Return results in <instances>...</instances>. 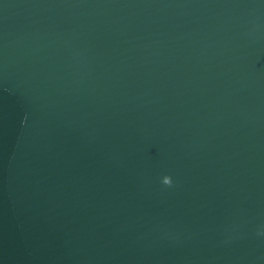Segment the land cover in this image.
<instances>
[{
    "label": "water",
    "instance_id": "1",
    "mask_svg": "<svg viewBox=\"0 0 264 264\" xmlns=\"http://www.w3.org/2000/svg\"><path fill=\"white\" fill-rule=\"evenodd\" d=\"M0 264H264V0H0Z\"/></svg>",
    "mask_w": 264,
    "mask_h": 264
},
{
    "label": "clouds",
    "instance_id": "2",
    "mask_svg": "<svg viewBox=\"0 0 264 264\" xmlns=\"http://www.w3.org/2000/svg\"><path fill=\"white\" fill-rule=\"evenodd\" d=\"M172 181H170V183H168V185H171Z\"/></svg>",
    "mask_w": 264,
    "mask_h": 264
}]
</instances>
